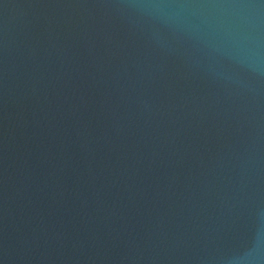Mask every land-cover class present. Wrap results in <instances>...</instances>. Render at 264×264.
I'll return each mask as SVG.
<instances>
[{
    "label": "water",
    "instance_id": "obj_1",
    "mask_svg": "<svg viewBox=\"0 0 264 264\" xmlns=\"http://www.w3.org/2000/svg\"><path fill=\"white\" fill-rule=\"evenodd\" d=\"M0 264H264V0H0Z\"/></svg>",
    "mask_w": 264,
    "mask_h": 264
}]
</instances>
